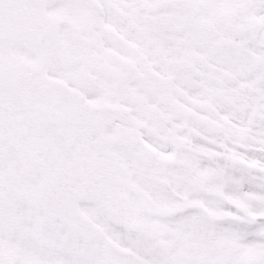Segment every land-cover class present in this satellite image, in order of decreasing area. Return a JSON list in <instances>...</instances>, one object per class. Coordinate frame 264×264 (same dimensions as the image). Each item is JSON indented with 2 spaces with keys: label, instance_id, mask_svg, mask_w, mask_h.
I'll return each mask as SVG.
<instances>
[{
  "label": "snow or ice",
  "instance_id": "snow-or-ice-1",
  "mask_svg": "<svg viewBox=\"0 0 264 264\" xmlns=\"http://www.w3.org/2000/svg\"><path fill=\"white\" fill-rule=\"evenodd\" d=\"M0 264H264V0H0Z\"/></svg>",
  "mask_w": 264,
  "mask_h": 264
}]
</instances>
